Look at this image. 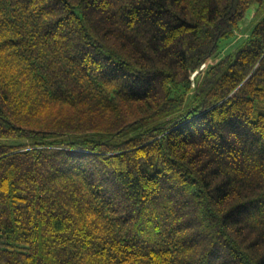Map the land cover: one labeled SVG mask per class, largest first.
<instances>
[{"label": "trees", "instance_id": "trees-1", "mask_svg": "<svg viewBox=\"0 0 264 264\" xmlns=\"http://www.w3.org/2000/svg\"><path fill=\"white\" fill-rule=\"evenodd\" d=\"M0 264H264V0H0Z\"/></svg>", "mask_w": 264, "mask_h": 264}, {"label": "rangeland", "instance_id": "rangeland-1", "mask_svg": "<svg viewBox=\"0 0 264 264\" xmlns=\"http://www.w3.org/2000/svg\"><path fill=\"white\" fill-rule=\"evenodd\" d=\"M255 11V7H252L249 12L246 14L244 20L240 23L239 25V30L237 31V33L235 34V38L228 43L227 45H224L223 47L225 48V50L227 51L229 48H233L238 42L239 40H241L242 38L246 37L249 35V31H250V26L248 25L249 22L252 19L253 13ZM215 59H211L210 62H206L208 64L210 63H214ZM204 71V70H203ZM191 80V79H190ZM193 84L195 85L194 81H191V89L189 91V93L192 92L193 89ZM189 100V99H188Z\"/></svg>", "mask_w": 264, "mask_h": 264}, {"label": "built area", "instance_id": "built-area-1", "mask_svg": "<svg viewBox=\"0 0 264 264\" xmlns=\"http://www.w3.org/2000/svg\"><path fill=\"white\" fill-rule=\"evenodd\" d=\"M210 61H211V59H210L208 62H210ZM206 64H207V63L202 64V65L200 66L199 70H197V71H195V72H193V73L191 74V76H190L191 81H194V77L197 75L198 71H203V70L206 69V67L208 66V65H206ZM210 64H212V63H210ZM193 87H194V84H193Z\"/></svg>", "mask_w": 264, "mask_h": 264}]
</instances>
